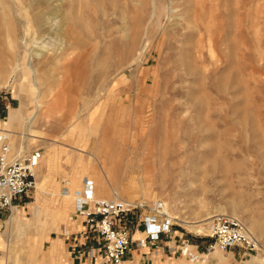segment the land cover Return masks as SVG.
Segmentation results:
<instances>
[{"label":"rangeland","instance_id":"374dc122","mask_svg":"<svg viewBox=\"0 0 264 264\" xmlns=\"http://www.w3.org/2000/svg\"><path fill=\"white\" fill-rule=\"evenodd\" d=\"M40 92L36 141L14 140L39 162L18 207L24 221L42 218L44 249L60 241L62 264L65 231L81 230L75 197L65 220L48 214H60L73 177L98 198L164 203L175 255L155 264H264V0H4L0 122L24 102L27 122ZM90 160L97 170L84 169ZM219 215L251 231L252 250L213 248L208 224ZM141 218L127 219L132 238ZM14 239L5 236L2 264L37 263L30 242ZM86 255L103 264L99 248Z\"/></svg>","mask_w":264,"mask_h":264},{"label":"built area","instance_id":"2783aa9c","mask_svg":"<svg viewBox=\"0 0 264 264\" xmlns=\"http://www.w3.org/2000/svg\"><path fill=\"white\" fill-rule=\"evenodd\" d=\"M0 145V210L23 205L35 185L38 166L36 151L8 158L10 151L7 139ZM74 220L80 218L84 231L97 239L103 264H126L132 245L143 247L170 240L173 219L167 214L164 203L156 201H127L118 197L98 198L94 184L85 180L80 191L74 195ZM141 211L139 219L144 237L133 241L128 217ZM146 212L147 215H143ZM207 235L220 251L234 248L252 250L254 238L246 231L245 225L228 215L213 217ZM251 236V237H250Z\"/></svg>","mask_w":264,"mask_h":264},{"label":"crops","instance_id":"0c3cea01","mask_svg":"<svg viewBox=\"0 0 264 264\" xmlns=\"http://www.w3.org/2000/svg\"><path fill=\"white\" fill-rule=\"evenodd\" d=\"M17 111L20 110V113L14 114L11 110V113L9 114L8 118L5 121L0 122V145L4 142L3 137L7 139L10 152L9 157L14 158L17 156L23 155L25 152H27V149L24 146H20L18 148H15L14 146V140L16 139H22V140H35V131L33 130V127L31 131H29L27 127V122H25L26 118L24 115L28 112L27 107H20L16 109ZM10 117L12 119V123L10 124ZM25 120V121H24ZM13 125V126H12ZM6 126H8V133H6ZM12 126V127H11ZM10 132V133H9ZM6 134V135H5ZM8 134V135H7ZM25 136V137H24ZM27 136V137H26ZM31 136V139H30ZM29 138V139H28ZM36 141V140H35ZM13 148L16 152H11ZM13 153V155L11 154ZM49 155V153H48ZM84 169L86 171H90L91 169L97 170L98 168L95 166V164L90 160L87 161L84 165ZM82 180H79L77 177H73L71 179V182L69 183L70 186H73L72 193L68 191L64 199L62 201L59 199V206H58V212L59 215L56 214H47L51 216V219L53 222L57 219V216L62 217L64 220L66 218V212L72 207V199L75 195L76 189H81L82 187ZM109 186L105 183H103L100 190H102L104 195H108ZM47 195H49V198L47 200L50 201L53 200V197L50 198V196H57L58 193L54 191H47ZM119 195V192L113 193V195ZM54 196V197H55ZM109 198V197H108ZM37 201L40 202V198H37ZM55 200H53L54 202ZM41 204V202H40ZM42 205V204H41ZM44 214L46 212L44 211ZM23 209H20L19 207H11L10 209H4L0 210V249L7 248V244L5 242V236L7 234H10L12 237L14 236L17 239H14L16 242V246H21L23 241L21 240L23 237L26 238L25 241H29L31 248L33 249L34 254L37 255V263H31V264H62L61 262V254H62V246L59 242L51 241L47 247V249H44V243L48 240L49 233H45V226L42 222V218L35 217L29 221H24L22 217ZM68 220V219H67ZM70 221V220H69ZM7 223V229L6 233H4V228L6 227ZM75 222H69L70 225H67V227H72ZM73 224V225H72ZM81 230H77L74 232L72 229L71 231H65V241H69V246L67 247L68 251V261L69 264H87L88 258L87 253L88 251L96 252L98 251V248L100 247L99 243L97 242V239L92 236L86 234L84 231L83 224L80 223ZM142 233V230L140 229V232L134 233L136 234V239L140 240V235ZM135 239H133L134 241ZM171 240V239H170ZM170 240H163L159 243H153V244H147L143 247H137L136 245H132L130 248L131 257L129 256L126 260L127 263H132L136 257H139V262L141 259L143 260L144 264H155L158 258L161 257V255H165V253H173L175 255V251H173L171 247V241ZM136 242V240H135ZM136 246V247H135ZM23 247V246H22ZM94 254V253H93ZM3 258L0 256V264H2ZM23 264V263H22Z\"/></svg>","mask_w":264,"mask_h":264},{"label":"bare ground","instance_id":"6f19581e","mask_svg":"<svg viewBox=\"0 0 264 264\" xmlns=\"http://www.w3.org/2000/svg\"><path fill=\"white\" fill-rule=\"evenodd\" d=\"M59 1V0H58ZM66 1V0H65ZM69 1V0H68ZM34 2H35V0H34ZM3 3H4V0H0V4H2L3 5ZM4 8V10H6V7L5 6H3ZM154 11H155V9H154ZM154 14H156V13H154ZM39 16V15H38ZM37 16V17H38ZM40 18V17H39ZM54 19H55V17H53ZM40 20V19H39ZM40 24V23H39ZM56 30V29H55ZM146 35V34H145ZM146 37V36H145ZM144 37V38H145ZM147 38V37H146ZM142 54H140L139 55V57H136L135 58V61H138L139 59H140V57H142L141 56ZM30 59V58H29ZM31 65H28V70L30 71V74L32 75L31 76V81L30 82H32L34 85H36L38 88H39V81H38V73H37V71H35L32 67H30ZM19 90H21V91H23V92H27V86H25V84H21V85H19V87H18V89H17V92L19 91ZM42 94H41V92L39 93V95L36 97V99H34V101L36 102V104H37V107H36V110H35V112L34 113H32L33 115H31L30 116V119L29 120H27V127H28V129H29V131H31V129H32V127L34 126V124H35V122H36V119H37V116H38V114H39V111H40V109H41V107H42V104H41V99H42ZM98 99H99V97H98ZM86 105H88V104H86ZM25 106H27V102H24V103H22V107H25ZM89 106V105H88ZM17 113H20V110L17 112ZM30 114V113H29ZM13 121H12V119H10V124L12 123ZM13 126V125H12ZM11 126V127H12ZM10 128V127H9ZM8 126H6V133H8ZM10 133V132H9ZM6 135V134H5ZM8 135V134H7ZM25 137V136H24ZM27 137V136H26ZM29 139V138H28ZM30 139H31V136H30ZM10 152V151H9ZM7 156H8V158L10 159V157H9V153L7 154ZM36 185H37V183H36ZM95 188V187H94ZM115 197H118V198H120L118 195L117 196H115ZM210 219H212V217H208L207 219H205L203 222H206V221H208V220H210ZM194 224V223H193ZM210 224V223H209ZM209 224H208V226H209ZM207 224H204V225H202V226H206ZM192 226V225H191ZM202 226H199V227H202ZM246 227V226H245ZM194 228V227H193ZM198 229V228H197ZM205 230V229H204ZM249 230V229H248ZM247 230V228H246V231L247 232H249V234H250V230L248 231ZM251 235V234H250ZM252 236V235H251ZM250 236V237H251ZM253 244H254V242H253Z\"/></svg>","mask_w":264,"mask_h":264}]
</instances>
